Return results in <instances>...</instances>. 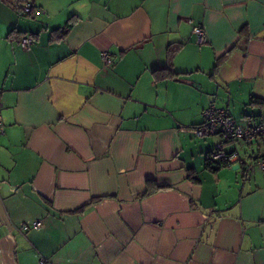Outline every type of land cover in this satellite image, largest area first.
Returning a JSON list of instances; mask_svg holds the SVG:
<instances>
[{"label": "crops", "instance_id": "obj_1", "mask_svg": "<svg viewBox=\"0 0 264 264\" xmlns=\"http://www.w3.org/2000/svg\"><path fill=\"white\" fill-rule=\"evenodd\" d=\"M16 1L0 0V264H264V171L209 169L220 138L194 133L211 105L264 121V0H30L33 17ZM237 147L251 162L264 134ZM146 180L165 187L139 197Z\"/></svg>", "mask_w": 264, "mask_h": 264}, {"label": "built area", "instance_id": "obj_2", "mask_svg": "<svg viewBox=\"0 0 264 264\" xmlns=\"http://www.w3.org/2000/svg\"><path fill=\"white\" fill-rule=\"evenodd\" d=\"M14 10L22 17H33L36 13L41 12L30 1L18 2L14 6ZM44 12V11H42ZM195 41L198 44L207 42L206 32L203 27H194ZM21 46L24 49H30L33 43V36L25 34L20 40ZM101 57L105 64L111 62L110 55L102 51ZM203 121L194 126V133L197 136L218 135L220 140L214 145L209 152V158L212 162L219 161L223 165L236 167L242 174L243 178L251 177L257 169L264 171V155L256 156L253 161H244L241 153L238 150L240 142L251 144L253 141L260 139L264 134V121L244 126L236 121L225 108L208 106L204 108ZM0 132H2V119L0 116ZM32 227L39 228L40 220H35L31 223ZM27 226H23L25 229ZM41 263H46L45 258H40ZM51 264V263H49Z\"/></svg>", "mask_w": 264, "mask_h": 264}, {"label": "trees", "instance_id": "obj_3", "mask_svg": "<svg viewBox=\"0 0 264 264\" xmlns=\"http://www.w3.org/2000/svg\"><path fill=\"white\" fill-rule=\"evenodd\" d=\"M24 1H30V0H17L16 2L18 3V2H24ZM69 26H70L69 24H66L63 28H60L59 30H61L62 33L63 32L65 33V31L68 30ZM250 103L251 104H256V105H264V99H259V98L252 97V98H250ZM213 163H215V164L212 165V161L210 160V158L208 156L207 161H206V167H208L211 170H215L216 168H218L220 166H223V164L221 162H219V161H216V162H213ZM163 187H165V186L164 185H158V184L154 183V181H152V180H146V187H145V189H144V191L142 193L138 194V196L139 197H143L145 195H148V194L152 193V191H154L156 189H159V188H163Z\"/></svg>", "mask_w": 264, "mask_h": 264}, {"label": "rangeland", "instance_id": "obj_4", "mask_svg": "<svg viewBox=\"0 0 264 264\" xmlns=\"http://www.w3.org/2000/svg\"><path fill=\"white\" fill-rule=\"evenodd\" d=\"M239 121V120H238Z\"/></svg>", "mask_w": 264, "mask_h": 264}]
</instances>
